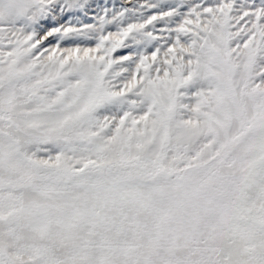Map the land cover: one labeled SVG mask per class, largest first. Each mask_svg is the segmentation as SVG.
Masks as SVG:
<instances>
[{
    "label": "snow or ice",
    "instance_id": "obj_1",
    "mask_svg": "<svg viewBox=\"0 0 264 264\" xmlns=\"http://www.w3.org/2000/svg\"><path fill=\"white\" fill-rule=\"evenodd\" d=\"M0 264H264V0H0Z\"/></svg>",
    "mask_w": 264,
    "mask_h": 264
}]
</instances>
